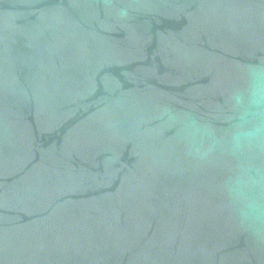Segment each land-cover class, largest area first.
Listing matches in <instances>:
<instances>
[{"label":"water","instance_id":"water-1","mask_svg":"<svg viewBox=\"0 0 264 264\" xmlns=\"http://www.w3.org/2000/svg\"><path fill=\"white\" fill-rule=\"evenodd\" d=\"M256 80L264 0H0V264H264Z\"/></svg>","mask_w":264,"mask_h":264},{"label":"clouds","instance_id":"clouds-1","mask_svg":"<svg viewBox=\"0 0 264 264\" xmlns=\"http://www.w3.org/2000/svg\"><path fill=\"white\" fill-rule=\"evenodd\" d=\"M249 102L256 106H264V80H256L249 89ZM237 103H242L240 97H237ZM255 136L253 131L241 130L234 136L235 142L239 145L242 141H251ZM252 206V205H250Z\"/></svg>","mask_w":264,"mask_h":264}]
</instances>
